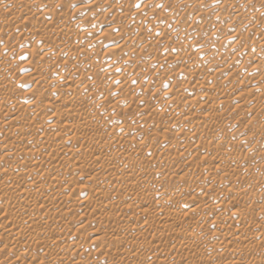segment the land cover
Wrapping results in <instances>:
<instances>
[{
  "label": "rangeland",
  "instance_id": "obj_1",
  "mask_svg": "<svg viewBox=\"0 0 264 264\" xmlns=\"http://www.w3.org/2000/svg\"><path fill=\"white\" fill-rule=\"evenodd\" d=\"M13 1L15 4H24L29 7L34 16L30 13L20 14V12L9 14V9L3 7L6 2L13 4ZM150 3L153 6L155 3L156 5L152 7ZM0 4V27H5L0 29V52L9 58L8 65L0 72V87L10 84L7 92L0 95V111H5L13 104L20 103L21 108L25 106L22 109L14 107L13 113L0 116V153L1 151L3 153L0 154V170H3L2 172L5 173L3 175L6 176L0 179V192H2L0 211L3 212H0V225L3 223L2 218L7 221L11 219L9 216L14 217L18 214L25 196L27 198H24V202L30 201L28 199H36L39 201L37 202L39 206L41 204L49 206L47 218L53 217V207L54 210H58L56 207L61 209V206H64L62 209L68 212L57 226L39 229L35 235L34 233L33 235L25 234L16 240V243L13 241L8 243L9 239H6L9 238L8 232L5 234L1 225L0 264H36L32 263L33 261L37 264H58L53 263L54 260H60V264H220V262L223 264L228 260L231 264L239 261L235 262L234 259H238L240 255L243 256L242 259L239 258L242 264L264 263V59H262L264 58V37H261L264 35V0H3ZM140 6H146L148 11L139 14ZM134 14L137 17L133 16ZM251 14H255L254 18ZM28 18H31L30 22ZM133 19H137L135 24H131ZM71 21L77 24V30L66 38L67 40L55 33L44 40L43 37L48 29H53L47 32L49 34L56 30V26L65 27L72 23ZM193 29L199 32L201 39L190 33ZM65 40L68 44L64 51L57 50L50 53L53 54L52 56L45 54V47L58 45ZM188 41L194 44V47L186 46ZM15 43H19L18 49ZM251 53H254L253 58H249L252 56ZM162 60L166 62L163 63ZM258 67H260L259 70ZM112 68L117 70L115 77L112 72H109ZM105 72L110 73L106 81L95 78V76L100 78L106 75ZM28 75L36 78H27ZM37 78H41V81H36ZM60 78L63 81L59 80ZM66 79L67 82H65ZM119 86H123L122 90L124 89L120 93L122 96L117 90ZM243 87L249 89L244 90ZM250 88V93L254 94L246 93ZM21 89H24L27 95L20 93ZM169 92L172 94L170 95ZM88 93L90 95L94 93V95L90 97ZM244 95L252 96L247 99ZM59 98L61 100L65 98V102L61 103ZM114 98L116 101L119 100L117 107L107 108ZM221 98H224L223 103ZM229 98L230 101L226 102ZM47 101L52 103L49 106L52 110L47 107ZM94 111H96L95 117L93 114L91 116ZM87 112L89 115L86 114ZM99 113L101 114L98 116ZM96 118H98L97 121ZM57 121L60 129L57 127ZM72 122L73 124L78 122L77 126L81 124L83 127L68 128ZM52 123L57 124V130L49 133ZM67 123L68 125L70 123V126H67ZM138 125H142L141 128ZM59 130L63 133L58 136L56 134L60 133ZM51 134L54 135L51 136ZM126 134L129 138H133L132 141L131 138L129 141L125 140L128 139ZM42 135L43 137L46 135L47 138H42ZM202 135L209 140V143L207 142L209 145L206 144L203 147L205 150L196 145L198 138ZM123 140H125V147L122 145ZM126 142L129 144L131 142L130 148ZM56 145L60 148L59 153ZM67 146L69 149L72 148L71 151L67 154L61 152ZM132 147L137 149L133 151ZM118 152L121 154L119 155ZM72 153L74 154L71 155ZM100 154L101 157H98ZM112 154H116V157L114 155L115 158H113ZM89 156L94 160H88ZM104 156L106 159L110 158L107 159L108 161L113 159L111 163L110 161L108 163ZM34 160L35 163L38 160V164H35ZM101 160H104L101 162L102 165L95 162ZM104 163H106L105 166ZM54 164L60 165L59 167L55 165L54 170L57 169L56 171L59 170L67 176L53 175L49 170L53 169L51 165ZM85 164L86 166L81 168ZM111 164L117 166H110ZM28 165L29 167L36 165V169L35 167H33L34 170L29 169ZM101 167L107 169H100ZM119 167L124 169L121 168L122 170L119 171ZM48 168L51 169L47 170ZM106 172H109V175ZM121 172L124 177L122 181ZM92 174L98 175L97 178H94ZM99 174L102 176L100 183L97 181L100 179ZM114 175L120 177V180L118 178L117 180ZM105 176L108 177L104 178ZM143 176L145 180L147 178L146 181L143 180ZM221 176L227 178L223 177V180ZM110 177L112 180L109 179ZM92 180H96L97 182L94 181L96 184H93ZM5 181L8 182L9 188L6 187ZM133 183L138 186L134 187ZM131 186L134 190L130 189ZM26 188L28 193L24 194ZM59 188L63 189L62 194L66 195H60L61 197L57 198L53 193ZM21 189L24 190L23 193ZM107 193L112 195L108 194L107 196L110 197L106 198ZM19 194H23L24 197L17 196ZM14 195L17 197L15 198ZM85 197H90L89 199L93 197L89 207H79L77 203L75 207L72 206L73 201ZM232 197L240 202L232 204ZM229 198H232L231 201ZM206 202L208 204L211 202L210 204H214L217 209L223 208V211L219 209L218 212L214 211L215 213L202 212ZM229 202L232 206L228 204ZM9 205L12 206L9 208ZM97 207L102 208L98 210ZM7 208L9 211L5 210ZM29 213L28 210L23 212L24 220L18 223L17 229L28 230L25 220ZM240 220L243 222L241 223ZM84 221L89 224L81 229L80 226L84 224ZM225 226L230 229L228 232H223L227 230ZM76 227H79L77 232L74 231ZM168 227L171 231L167 229ZM240 228L246 232H242ZM261 230H263V236ZM250 231L252 235L257 233L254 234L256 237L251 236ZM193 232H196L195 236ZM97 235L100 237L99 242ZM259 236L263 237L260 241H263L262 244L258 243ZM253 239L258 240L255 244L259 246L252 245ZM53 241L58 242L62 247L56 246V242L53 243ZM236 242L237 246L234 244ZM245 243H248L252 250ZM241 244L249 247L247 249L244 246L247 250L245 253H249L248 255L241 251L242 248L239 250ZM226 245L229 246L230 251L225 249ZM131 248L135 255L133 251L130 252ZM249 250L253 254L248 252ZM169 251L180 255L171 259L166 256L164 259ZM212 251L218 252L214 254ZM20 252L25 253L21 256ZM152 252L155 255L158 254L157 261L155 259L149 261L145 258ZM115 254L119 256L112 261L111 258L115 257Z\"/></svg>",
  "mask_w": 264,
  "mask_h": 264
},
{
  "label": "bare ground",
  "instance_id": "obj_2",
  "mask_svg": "<svg viewBox=\"0 0 264 264\" xmlns=\"http://www.w3.org/2000/svg\"><path fill=\"white\" fill-rule=\"evenodd\" d=\"M2 1H3V0H0L1 3H2ZM10 1H11V0H10ZM23 1H24V0H23ZM64 1H65V0H64ZM68 1H69V0H68ZM82 1H83V0H82ZM121 1H122V0H121ZM39 2H40V1H39ZM41 2H42V1H41ZM85 2H86V1H85ZM152 2H153V1H152ZM200 2H201V1H200ZM173 3H174V2H173ZM186 3H187V2H186ZM3 4H4V3H3ZM58 4H59V3H58ZM61 4H62V3H61ZM150 4H151V3H150ZM0 5H1V4H0ZM12 5H13V6H12ZM122 5H123V3H122ZM145 5H146V4H145ZM148 5H149V4H148ZM151 5H152V4H151ZM155 5H156V3H155ZM155 5H154V6H155ZM81 6H82V5H81ZM81 6H80V7H81ZM154 6L152 5V7H154ZM2 7H3V6H2ZM2 7H1V8H2ZM65 7H66V6H65ZM140 7H141V6H140ZM140 7H139V8H140ZM3 8H5V9L8 8V9H9L8 11L10 12L9 14H11V13H16V12H20V14H21V13H30V14H32V15L34 14L33 11H30L29 7H27L26 5H24V4L19 5V4H17V3L15 4L14 1H13V4H12V3H7V2H6V4H4V7H3ZM3 8H2V9H3ZM150 8H151V7H150ZM2 9H1V10H2ZM56 9H58V8H56ZM78 9H79V8H78ZM121 9H122V8H121ZM151 9H152V8H151ZM151 9H150V10H151ZM170 9H171V8H170ZM176 9H177V8H176ZM128 10H129V9H128ZM152 10H153V9H152ZM177 10H178V9H177ZM35 11H36V10H35ZM55 11H56V10H55ZM94 11H95V10H94ZM110 11H112V10H110ZM122 11H123V10H122ZM137 11H138V10H137ZM146 11H148L147 8H146V6H145V7L143 6V7H141V9H140V13H139V14L145 13ZM4 12H5V10H4ZM127 12H128V11H127ZM172 12H173V11H172ZM168 13H169V12H168ZM200 13H201V12H200ZM200 13H199V14H200ZM49 14H50V13H49ZM104 14H105V13H104ZM123 14H124V12H123ZM139 14H138V15H139ZM171 14H172V13H171ZM199 14H198V15H199ZM201 14H203V13H201ZM245 14H246V13H245ZM14 15L16 16V14H14ZM26 15H27V14H26ZM65 15H66V14H65ZM109 15H110V13H109ZM145 15H146V14H145ZM21 16H22V15H21ZM27 16H28V15H27ZM33 16H34V15H33ZM60 16H61V15H60ZM66 16H67V15H66ZM102 16H103V15H102ZM104 16H105V15H104ZM117 16H118V15H117ZM133 16H135V14H134ZM143 16H144V15H143ZM251 16L254 18L255 14H251ZM49 17H50V16H49ZM76 17H77V16H76ZM110 17H111V15H110ZM135 17H137V16H135ZM159 17H160V16H159ZM165 17H166V16H165ZM248 17H249V16H248ZM12 18H13V16H12ZM42 18H43V17H42ZM44 18H45V17H44ZM57 18H58V17H57ZM108 18H109V17H108ZM250 18H251V17H250ZM253 18H251V19H253ZM21 19H22V18H21ZM28 19H29V18H28ZM30 19H31V18H30ZM30 19H29V22H30ZM33 19H34V18H33ZM59 19H60V18H59ZM155 19H156V18H155ZM197 19L199 20V18H197ZM26 20H27V19H26ZM37 20H38V19H37ZM99 20H100V19H99ZM99 20H98V21H99ZM130 20H131V19H130ZM149 20H150V19H149ZM16 21H17V20H16ZM68 21H69V20H68ZM89 21H91V20H89ZM100 21H101V20H100ZM128 21H129V20H128ZM252 21H253V20H252ZM52 22H53V20H52ZM62 22H63V21H62ZM71 22H72V21H71ZM111 22H112V21H111ZM111 22H110V23H111ZM130 22H131V21H130ZM136 22H137V19H133L132 22H131V24H132V23L135 24ZM11 23H12V22H11ZM59 23H60V22H59ZM66 23H67V22H66ZM149 23H150V22H149ZM157 23H158V21H157ZM42 24H43V23H42ZM63 24H64V23H63ZM78 24H79V23H78ZM90 24H91V23H90ZM129 24H130V23H129ZM152 25H154V24H152ZM197 25H198V24H197ZM6 26H7V25H6ZM54 26H55V25H54ZM90 26H91V25H90ZM133 26H134V25H133ZM140 26H141V25H140ZM40 27H41V26H40ZM86 27H87V26H86ZM109 27H110V26H109ZM123 27H124V26H123ZM136 27H137V26H136ZM151 27H153V26H151ZM2 28H5V27H0V29H2ZM76 28H77V24H75V23H73V22L70 23L69 25H66L65 27H63V25H62V26L59 25V26H56V27H55L56 30H54V31L51 32V33L49 32V34H48L47 32L50 31L51 29H48V31H46V35H45V37H43V38H44V40H45L47 37H49V36L51 37V35H53V33H55V34H57V35H58V34H59V35H62V37H65V38H63V39H66V38L70 37V35L73 34V32H74L75 30H77ZM137 28H138V27H137ZM139 28H140V27H139ZM220 28H221V27H220ZM34 29H35V28H34ZM45 29H46V28H45ZM113 29H114V28H113ZM141 29H142V28H141ZM159 29H160V28H159ZM168 29H170V28H168ZM52 30H53V29H52ZM52 30H51V31H52ZM44 31H45V30H44ZM129 31H130V30H129ZM218 31H219V30H218ZM253 31H254V30H253ZM6 32H8V31H6ZM15 32H16V31H15ZM35 32H36V31H35ZM82 32H83V31H82ZM186 32H187V31H186ZM9 33H10V32H9ZM141 33H142V32H141ZM190 33H191V34H194V35H195L196 37H198L199 39L202 38V36L199 34V32H197V30H194V29H193V30L190 31ZM257 33H258V32H257ZM25 34H26V33H25ZM111 34H112V33H111ZM135 34H136V33H135ZM250 34H251V33H250ZM250 34H248V35H250ZM3 35H4V34H3ZM21 35H22V34H21ZM34 35H35V33H34ZM39 35H40V34H39ZM86 35H87V34H86ZM101 35H102V34H101ZM105 35H106V34H105ZM165 35H166V34H165ZM16 36H17V35H16ZM110 37H111V36H110ZM139 37H140V36H139ZM149 37H150V35H149ZM164 37H165V36H164ZM261 37H264V35L261 36ZM261 37H260V38H261ZM32 38H33V37H32ZM38 38H39V37H38ZM165 38H166V37H165ZM28 39H29V38H28ZM30 39H31V37H30ZM33 39H34V38H33ZM51 39H52V38H51ZM55 39H56V38H55ZM80 39H81V38H80ZM114 39H115V38H114ZM249 39H250V38H249ZM38 40H39V39H38ZM41 40H42V38H41ZM52 40H53V39H52ZM66 40H67V39H66ZM66 40H65L64 42H61V43L58 44V45H57V44H55V45H53V46H52V45H51V46L48 45V47H45V48H44V50L46 51L45 54L51 55L50 53H53V52H55V51H57V50L64 51L63 49H64V48L66 49V46H67V44H68ZM68 40H69V39H68ZM197 40H198V39H196V41H197ZM227 40H228V39H227ZM251 40H252V39H251ZM62 41H63V40H62ZM94 41H95V40H94ZM113 41H114V40H113ZM199 41H200V40H199ZM199 41H198V42H199ZM21 42H22V41H21ZM38 42H39V41H38ZM44 42H46V41H44ZM47 42H48V40H47ZM54 42H55V41H54ZM200 42H201V41H200ZM50 43H51V42H50ZM50 43H49V44H50ZM93 43H94V42H93ZM93 43H92V44H93ZM185 43H186V42H185ZM188 43H191V42L188 41V42H187V45L185 44V45L188 46V47H192V46L194 45V44H192V43H191V44H188ZM15 44H16V43H15ZM18 44H19V43H18ZM18 44H16V48H17ZM51 44H52V43H51ZM123 44H124V43H123ZM199 44H200V43H199ZM22 45H23V44H22ZM90 45H91V44H90ZM121 45H122V44H121ZM195 45H196V44H195ZM45 46H46V45H45ZM93 46H94V45H93ZM20 47H21V46H20ZM124 47H125V46H124ZM126 47H127V46H126ZM129 47H130V46H129ZM193 47H194V46H193ZM13 48H14V47H13ZM67 48H68V47H67ZM17 49H18V48H17ZM68 49H69V48H68ZM73 49H74V48H73ZM121 49H122V47H121ZM187 49H188V48H187ZM190 49H191V48H190ZM259 49H260V48H259ZM112 50H114V49H112ZM65 51H66V50H65ZM59 52H60V51H59ZM114 52H115V51H114ZM254 52H255V51H254ZM57 53H58V52H57ZM256 53H257V52H256ZM260 53H261V52H260ZM78 54H79V53H78ZM116 54H118V53H116ZM251 54H252V53H251ZM253 54H254V53H253ZM253 54H252V56H250L249 58H251V57L253 58ZM262 54H263V53H262ZM7 55L9 56V54H7ZM52 55H53V54H52ZM52 55H51V56H52ZM54 55H55V54H54ZM158 55H159V54H158ZM256 55H257V54H256ZM165 56H166V55H165ZM167 56H168V55H167ZM258 56H259V55H258ZM11 57H13V56H11ZM78 57H79V56H78ZM109 57H110V56H109ZM247 57H248V56H247ZM255 57H256V56H254V58H255ZM261 57H262V56H261ZM165 58H166V57H165ZM171 58H172V57H171ZM219 58H220V57H219ZM60 59H61V58H60ZM122 59H123V58H122ZM161 59H162V58H161ZM213 59H214V57H213ZM247 59H248V58H247ZM256 59H257V57H256ZM258 59H259V57H258ZM262 59H264V58H262ZM56 60H57V59H56ZM123 60H124V59H123ZM123 60H122V61H123ZM166 60H167V59H166ZM166 60H162V62L165 63ZM220 60H221V59H220ZM260 60H261V59H260ZM260 60H259V61H260ZM249 61H251V59H250ZM255 61H256V60H255ZM109 62H110V61H109ZM8 63H9V58L6 57L5 54H3L2 52H0V72H2V71H1L2 68L5 67V66H7ZM104 64H105V63H104ZM187 64H188V63H187ZM120 65H121V64H120ZM158 65H159V64H158ZM254 65H255V64H254ZM234 66H235V64H234ZM181 67H182V66H181ZM187 67H188V66H187ZM232 67H233V66H232ZM232 67H231V68H232ZM235 67H236V66H235ZM255 67H256V66H255ZM110 68H111V67H110ZM193 68H194V67H193ZM259 68H260V67H258V70H259ZM48 69H49V68H48ZM189 69H190V68H189ZM108 70H109V69H108ZM108 70H107V71H108ZM49 71H50V70H49ZM105 71H106V70H105ZM45 72H46V71H45ZM109 72H112V73H113V76H114V75H116L117 70L114 69V68H112L111 70H109ZM114 72H115V73H114ZM122 72H123V71H122ZM241 72H242V70H241ZM53 73H54V72H53ZM105 73H106V75H102L100 78H98L99 76H95V78L99 79V81H102V80L106 81V79L109 78V77H107V76H108V74H110V73H108V74H107V72H105ZM144 73H145V72H144ZM262 73H263V72H262ZM47 74H48V73H47ZM51 74H52V73H51ZM55 74H56V73H55ZM98 74H99V73H98ZM147 74H148V73H147ZM57 75H58V74H57ZM59 75L61 76V73H60ZM127 75H128V74H127ZM144 75H146V74H144ZM33 76H34V75H33ZM81 76H82V75H81ZM125 76H126V75H125ZM55 77H56V76H55ZM93 77H94V76H93ZM114 77H115V76H114ZM120 77H121V76H120ZM258 77L260 78V76H258ZM27 78H31V79H33V78H36V77H32L31 75H28ZM57 78H59V77H57ZM57 78H56V79H57ZM95 78H93V80H94ZM259 78H257V79H259ZM263 78H264V77H263ZM25 79H26V78H25ZM25 79H24V80H25ZM37 79H38V78H37ZM37 79H36V81H41V78H39L38 80H37ZM64 79H65V78H64ZM115 79H116V78H115ZM117 79H118V77H117ZM59 80H62V81H63V79H61V78H60ZM88 80H90V79H88ZM122 80H123V79H122ZM253 80H254V79H253ZM261 80H262V79H261ZM261 80H260L259 82H261ZM97 81H98V80H97ZM108 81H109V80H108ZM111 81H112V80H111ZM115 81H116V80H114V82H115ZM123 81H124V80H123ZM128 81H129V80H128ZM65 82H67V79H66ZM81 82H82V81H81ZM256 82H257V81H256ZM259 82H257V83H259ZM6 83H7V81H6ZM8 83H10V82H8ZM12 83H13V82H12ZM85 83H86V82H85ZM110 83H111V82H110ZM249 83H250V82H249ZM251 83H252V82H251ZM251 83H250V84H251ZM257 83H256V84H257ZM86 84H87V83H86ZM95 84H96V83H95ZM261 84H262V83H261ZM261 84H260V85H261ZM2 85H3V84H2ZM87 85H88V84H87ZM101 85H102V84H101ZM9 86H10V84H9ZM9 86H8V84H7V85H4V86H1V87H0V95L5 94V92H7V90L9 89ZM96 86H97V85H96ZM109 86H110V85H109ZM123 86H124V85H123ZM123 86H122V87H123ZM163 86H164V85H163ZM248 86H249V85H248ZM256 86H257V85H256ZM256 86H255V88H256ZM111 87H112V86H111ZM122 87L119 86L118 89H117L118 92H119V94H120L121 92H123V90H124V89L122 90ZM250 87H252V86H250ZM257 87H258V86H257ZM176 88H177V87H176ZM203 88H204V87H203ZM209 88H210V87H209ZM243 88H244V90L247 89V88H245V87H243ZM255 88H253V90H254ZM11 89H12V88H11ZM59 89H60V88H59ZM90 89H91V88H90ZM248 89H249V88H248ZM248 89H247V90H248ZM77 90H78V89H77ZM204 90H205V89H204ZM253 90H252V91H253ZM255 90H256V89H255ZM21 91H22V92H20V93L26 94V92H25L24 89H21ZM98 91H99V90H98ZM100 91H101V89H100ZM108 91H109V90H108ZM168 91H170V90H168ZM177 91H178V89H177ZM250 91H251V88H250L249 91H246V93H247V92L250 93ZM77 92H78V91H77ZM114 92H115V91H114ZM170 92H171V91H170ZM170 92H169V93H170ZM240 92H241V91H240ZM244 92H245V91H244ZM116 93H117V91H116ZM124 93H125V92H124ZM124 93H123V94H124ZM206 93H208V91H207ZM252 93H253V92H252ZM252 93H250V94H252ZM6 94H7V93H6ZM88 94H89V93H88ZM92 94L94 95V93H92ZM92 94H91V95H92ZM117 94H118V93H117ZM171 94H172V93H170V95H171ZM243 94H245V93H243ZM243 94H242V95H243ZM250 94H249V95H250ZM253 94H254V93H253ZM26 95H27V94H26ZM89 95H90V94H89ZM91 95H90V97H91ZM95 95H96V94H95ZM124 95H125V94H124ZM246 95H247V94H246ZM74 96H75V94H74ZM97 96H98V95H97ZM97 96H96V97H97ZM114 96H116V95H114ZM120 96H122V95L120 94ZM173 96H174V95H173ZM173 96H172V97H173ZM209 96H210V95H209ZM209 96H208V97H209ZM223 96H224V95H223ZM251 96H252V95H251ZM251 96L245 97V95H244V97L247 98V99H248L249 97H251ZM0 97H1V96H0ZM94 97H95V96H94ZM116 97H118V96H116ZM144 97H146V96H144ZM236 97H237V96H235V98H236ZM66 98H67V97H66ZM69 98H70V96H69ZM92 98H93V97H92ZM119 98H120V97H119ZM119 98H118V99H119ZM184 98H185V97H184ZM224 98L226 99V97H224ZM224 98H223V99H224ZM231 98H232V97H231ZM240 98H241V97H240ZM242 98H243V97H242ZM59 99H60V102H61V103H64V102H65V98H64V99L62 98L63 100H61V98H59ZM71 99H72V98H71ZM96 99H97V98H96ZM121 99H122V98H121ZM208 99H209V98H208ZM208 99H207V100H208ZM221 99H222V98H221ZM223 99L221 100V102L224 101ZM232 99H233V98H232ZM247 99H246V102H247ZM250 99H251V98H250ZM67 100H68V99H67ZM67 100H66V101H67ZM69 100H70V99H69ZM69 100H68V101H69ZM93 100H94V99H93ZM238 100H239V99H238ZM70 101H71V100H70ZM101 101H102V100H101ZM117 101H118V104H119V100H117ZM117 101H116V99L114 98V101H113L112 103H109V102H108L109 104H108V105L106 104V105H107V108H109V109H114V108H116V107H117L116 105H118V104H117ZM121 101H122V100H121ZM174 101H175V100H174ZM229 101H230V98H229V100L226 101V102H229ZM244 101H245V100H244ZM261 101H262V100H261ZM261 101H260V102H261ZM16 102H17V101H16ZM16 102H15V103H16ZM99 102H100V101H99ZM99 102H98V103H99ZM114 102H116V104H115ZM187 102H188V101H187ZM221 102H220V103H221ZM226 102H224V103L226 104ZM238 102H239V101H238ZM242 102H243V100H242ZM46 103L48 104L47 107H49L50 105H52V103L50 104L49 101H47ZM68 103H70V102H68ZM73 103H74V102H73ZM83 103H84V102H83ZM83 103H82V104H83ZM100 103H101V102H100ZM103 103H105V102H103ZM184 103H185V102H184ZM192 103H193V102H192ZM194 103H195V102H194ZM222 103H223V102H222ZM231 103H232V102H231ZM231 103H230V104H231ZM234 103H235V102H234ZM234 103H232V104H234ZM240 103H241V101H240ZM240 103H239V106H241ZM142 104H143V103H142ZM147 104H148V103H147ZM190 104H191V103H190ZM225 104H223V105H225ZM236 104H237V103H236ZM236 104H235V106L238 105V104H237V105H236ZM254 104H255V103H254ZM33 105H34V104H33ZM54 105H55V104H54ZM74 105H75V104H74ZM79 105H80V104H79ZM79 105H78V106H79ZM83 105H84V104H83ZM96 105H98V104H96ZM101 105H102V104H101ZM122 105H123V104H122ZM140 105H141V104H140ZM204 105H205V104H204ZM242 105H243V104H242ZM244 105H245V104H244ZM257 105H258V104H257ZM21 106H22V105H21L20 103H18V104H13L11 107H8V106H7L8 108H6V109H5V107H4L5 111H0V112H1V113H0V116H1V115H4L5 113H13L12 109H14V107L20 109ZM31 106H32V105H31ZM65 106H66V105H65ZM70 106H71V105H70ZM78 106H77V107H78ZM98 106H99V105H98ZM103 106H104V104H103ZM103 106H102V107H103ZM205 106H206V105H205ZM212 106H213V105H212ZM212 106H210V108H211ZM246 106H247V105H246ZM254 106H255V105H254ZM24 107H25V106H24ZM24 107H22V108H24ZM29 107H30V105H29ZM29 107H28V108H29ZM75 107H76V106H75ZM79 107H80V106H79ZM82 107H83V106H82ZM105 107H106V106H105ZM127 107H128V106H127ZM129 107H130V106H129ZM136 107H137V106H136ZM148 107H149V106H148ZM243 107H244V106H243ZM2 108H3V107H2ZM22 108H21V109H22ZM38 108H39V107H38ZM49 108H50V107H49ZM66 108H67V107H66ZM84 108H85V107H84ZM107 108H106V110H107ZM246 108H247V107H246ZM255 108H256V107H255ZM25 109H26V108H25ZM30 109H31V108H30ZM50 109H51V108H50ZM73 109H74V108H73ZM85 109H86V108H85ZM103 109H104V107H103ZM109 109H108V112H109ZM132 109H133V108H132ZM151 109H152V108H151ZM253 109H254V107H253ZM253 109H252V110H253ZM48 110H49V109H48ZM51 110H52V109H51ZM104 110H105V109H104ZM129 110H131V109L129 108ZM155 110H156V109H155ZM102 111H103V110H102ZM136 111H137V110H136ZM242 111H243V110H242ZM254 111H255V109H254ZM15 112H16V111H15ZM29 112H31V111H29ZM37 112H38V114L40 113L39 111H37ZM44 112H45V111H44ZM47 112H49V111H47ZM47 112H46V113H47ZM51 112H52V111H51ZM72 112H73V111H72ZM95 112H96V111H94L93 113L90 112V113H91V116H92V114L94 115ZM98 112H99V111H98ZM115 112H116V111H115ZM131 112H132V110H131ZM131 112H130V113H131ZM151 112H152V111H151ZM154 112H155V111H154ZM259 112H260V111H259ZM16 113H17V112H16ZM35 113H36V112H35ZM88 113H89V112H87L86 114L89 115ZM111 113H112V111H111ZM152 113H153V112H152ZM206 113H208V112H206ZM48 114H49V113H48ZM73 114H74V113H73ZM100 114H101V113H99V114H97V115L99 116ZM209 114H210V113H209ZM257 114H258V113H257ZM39 115H40V114H39ZM119 115H120V114H119ZM132 115H133V114H132ZM181 115H183L182 112H181ZM206 115H207V114H206ZM206 115H205V116H206ZM210 115H211V114H210ZM244 115H245V114H244ZM259 115H260V114H259ZM35 116H36V115H35ZM37 116H38V115H37ZM41 116H42V115H41ZM174 116H175V115H174ZM262 116H263V115H262ZM14 117H15V116H13V118H14ZM52 117H53V116H52ZM84 117H85V116H84ZM94 117H95V115H94ZM94 117H93V118H94ZM122 117H123V116H122ZM141 117H142V115H141ZM208 117H209V116H208ZM211 117H212V115H211ZM15 118H16V117H15ZM89 118H90V117H89ZM89 118H88V119H89ZM107 118H108V117H107ZM132 118H133V117H132ZM132 118H130V119H132ZM189 118H190V117H189ZM31 119H32V118H31ZM88 119H87V120H88ZM91 119H92V118H91ZM97 119H98V118H96V121H97ZM99 119H100V117H99ZM104 119H105V118H104ZM123 119H124V118H123ZM125 119L127 120V118H125ZM134 119H135V118H134ZM158 119H159V118H158ZM175 119H176V118H175ZM205 119H206V118H205ZM207 119H208V118H207ZM209 119H210V117H209ZM255 119H256V118H255ZM263 119H264V118H263ZM78 120H79V119H78ZM224 120H225V119H224ZM261 120H262V119H261ZM30 121H31V120H30ZM74 121H75V120H74ZM96 121H95V122H96ZM127 121H128V120H127ZM130 121H131V120H130ZM139 121H140V120H139ZM139 121H138V122H139ZM156 121H157V120H156ZM176 121H177V120H176ZM217 121H218V120H217ZM242 121H243V120H242ZM262 121H263V120H262ZM83 122H84V121H83ZM86 122H87V121H85V123H86ZM91 122H93V121L91 120ZM120 122H121V121H120ZM124 122H125V120H124ZM131 122H132V121H131ZM133 122H134V121H133ZM45 123H46V122H45ZM56 123L58 124L59 122L57 121ZM73 123H74V122H72L71 126H70V123H69V125H68V123H67V126H70V127H68V128H71V127L73 128L74 126H77V124H78V122H77V124L75 123L76 125L73 124ZM80 123H81V122H80ZM117 123H118V122H117ZM159 123H160V122H159ZM252 123H253V122H252ZM53 124H54V126H53ZM57 124L55 125V123H52V126L49 127V129H51V132H49V133H52V132L54 133L55 129L57 130V128H56ZM88 124H90V122H89ZM92 124H93V123H92ZM92 124H91V125H92ZM94 124H95V123H94ZM101 124H102V123H101ZM124 124H125V123H124ZM141 124L144 125L145 123H141ZM160 124H161V123H160ZM259 124H260V123H259ZM50 125H51V124H50ZM50 125H49V126H50ZM86 125H87V124H86ZM99 125H100V124H99ZM118 125H119V124H118ZM120 125H121V124H120ZM127 125H128V124H127ZM133 125H135V124H133ZM142 125H141V126H142ZM156 125H157V124H156ZM236 125H237V124H236ZM5 126H6V125H5ZM80 126H81V124H80ZM80 126H77V127H80ZM138 126H140V125H138ZM141 126H140V128H141ZM239 126H240V125H239ZM258 126H259V125H258ZM57 127L59 128V124H58ZM81 127H83V126H81ZM87 127H88V126H87ZM93 127H95V126H93ZM97 127H98V126H97ZM127 127H128V126H127ZM130 127H131V126H130ZM130 127H129V128H130ZM136 127H137V126H136ZM136 127H135V128H136ZM143 127H144V126H143ZM153 127H154V126H153ZM244 127H245V126H244ZM259 127H260V126H259ZM259 127H258V128H259ZM0 128H1V127H0ZM64 128H67V127L64 126ZM68 128H67V129H68ZM74 128H76V127H74ZM85 128H86V127H85ZM108 128H109V127H108ZM133 128H134V126H133ZM138 128H139V127H138ZM144 128H145V127H144ZM220 128H221V127H220ZM229 128H230V127H229ZM256 128H257V127H256ZM9 129H10V128H9ZM49 129H48V130H49ZM59 129H60V128H59ZM61 129H62V128H61ZM76 129H77V128H76ZM88 129H89V128H88ZM155 129H156V128H155ZM231 129H232V128H231ZM18 130H19V129H18ZM62 130H63V129H62ZM62 130H59L60 133H57L56 135L59 136V134H62V133H63ZM70 130L72 131V129H70ZM92 130H93V129H92ZM111 130H112V129H111ZM150 130H151V129H150ZM150 130H149V131H150ZM225 130H226V129H225ZM21 131H22V130H21ZM24 131H25V130H24ZM45 131H46V130H45ZM64 131H65V130H64ZM68 131H69V129H68ZM75 131H76V130H75ZM99 131H100V130H99ZM103 131H104V130H103ZM129 131H130V130H129ZM11 132H12V131H11ZM18 132H19V131H18ZM26 132H27V131H26ZM55 132H56V131H55ZM115 132H116V131H115ZM188 132H189V131H188ZM252 132H253V131H252ZM19 133H21V132H19ZM43 133H44V132H43ZM49 133H47V134L49 135ZM87 133H88V132H87ZM100 133H101V132H100ZM203 133H204V132H203ZM253 133H254V132H253ZM22 134H23V133H22ZM45 134H46V133H45ZM96 134H98V133L96 132ZM128 134H129V132H128ZM149 134H150V133H149ZM187 134H188V133H187ZM53 135H54V134H51V136H53ZM56 135H55V136H56ZM82 135H83V134H82ZM91 135H92V134H91ZM102 135H103V134H102ZM102 135H100V136H102ZM126 135H127V134H126ZM129 135H130V134H129ZM226 135H227V134H226ZM44 136L46 137V135H44ZM84 136H85V135H84ZM212 136H213V135H212ZM45 137H43V135H42V138H45ZM74 137H75V136H73V138H74ZM76 137H77V136H76ZM81 137H82V136H81ZM102 137H103V136H102ZM106 137H107V136H106ZM127 137H128V139H125V140H126V141H127V140L129 141V139H130L131 137L129 138L128 135H127ZM228 137H229V135H228ZM235 137H236V136H235ZM46 138H47V137H46ZM48 138H50V137L48 136ZM71 138H72V137H71ZM98 138H99V137H98ZM145 138H146V137H145ZM154 138H155V137H154ZM85 139H86V138H85ZM92 139H93V138H92ZM106 139H107V138H106ZM132 139H133V138H131L130 140L132 141ZM208 139H209V138H208ZM262 139H263V138H262ZM43 140H44V139H43ZM50 140H51V139H50ZM50 140H49V141H50ZM76 140H77V139H76ZM87 140L89 141V140H91V139H87ZM94 140H95V139H94ZM102 140H103V139H102ZM104 140H105V139H104ZM125 140H123V144H122L123 146H124V142H125ZM188 140H189V139H188ZM242 140H243V139H242ZM248 140H249V139H248ZM46 141H47V140H46ZM81 141L83 142V139H82ZM84 141H85V140H84ZM91 141H92V140H91ZM208 141H209V140H207V139L202 135V136H200V137L198 138V140H197V144H196V145H198V148H201V147L203 148L204 146H206V144L209 143ZM76 142H77V141H76ZM79 142H80V139H79L78 143H79ZM135 142H136V141H135ZM135 142H134V145H135ZM207 142H208V143H207ZM247 142H248V141H247ZM252 142H253V141H252ZM127 143H128V142H126V144H127ZM211 143H212V142H211ZM128 144H129V143H128ZM247 144H248V143H247ZM93 145H94V144H93ZM102 145H103V144H102ZM120 145H121V144H120ZM132 145H133V143H132ZM137 145H138V142H137L136 146H137ZM208 145H209V144H208ZM56 146H57V145H56ZM63 146H64V145H63ZM63 146H62V149H63ZM130 146H131V142H130V144H129V148H130ZM188 146H189V145H188ZM258 146H259V145H258ZM54 147H55V146H54ZM70 147H71V146H70ZM110 147H111V146H110ZM118 147H120V146L118 145ZM121 147H122V146H121ZM124 147H125V146H124ZM124 147H123V148H124ZM167 147H168V146H167ZM190 147H191V146H190ZM256 147H257V146H256ZM256 147H255V148H256ZM57 148H58V146H57ZM57 148H55V149L57 150ZM67 148H68V146H67ZM67 148H66L65 150H61V152L67 154V153H68L69 151H71V149H72V148H70V149H69V148L67 149ZM132 148H133V147H132ZM140 148H141V147H140ZM143 148H144V147H143ZM196 148H197V147H196ZM219 148H220V146H219ZM222 148H223V147H222ZM242 148H243V147H242ZM242 148H241V149H242ZM55 149H54V150H55ZM58 149H59V150H58V153H59V152H60V148H58ZM97 149H98V148H97ZM102 149H103V148H102ZM118 149H120V148H118ZM133 149H134L133 151H135V149H137V148H133ZM167 149H168V148H167ZM167 149H166V150H167ZM203 149H204V148H203ZM213 149H214V148H213ZM217 149H218V148H217ZM226 149H227V148H226ZM234 149H235V148H234ZM234 149H233V150H234ZM95 150H96V149H95ZM106 150H107V149H106ZM121 150L123 151V149H121ZM121 150H120V151H121ZM139 150H140V149H138V151H139ZM170 150H171V149H170ZM201 150H202V149H201ZM204 150H205V149H204ZM74 151H75V150H73V152H74ZM93 151H94V150H93ZM102 151H104V150H102ZM111 151H112V150H110V152H111ZM124 151H125V150H124ZM140 151H141V150H140ZM167 151H168V150H167ZM211 151H212V150H211ZM215 151H216V150H215ZM257 151H258V150H257ZM95 152H96V151H95ZM97 152H99V150H98ZM97 152H96V153H97ZM106 152H107V151H106ZM108 152H109V150H108ZM115 152H116V151H115ZM141 152H142V151H141ZM150 152H151V151H150ZM160 152H161V151H160ZM165 152H166V151H165ZM186 152H187V151H186ZM195 152H196V151H195ZM201 152H202V151H201ZM201 152H200V153H201ZM1 153H2V151H1ZM1 153H0V154H1ZM63 153H62V154H63ZM91 153H92V152H91ZM96 153H95V154H96ZM100 153H101V151H100ZM103 153L105 154V151H104ZM112 153H113V152H112ZM118 153H119V152H118ZM136 153H137V152H136ZM138 153H139V152H138ZM144 153H145V152H144ZM168 153H169V152H168ZM170 153H172V152H170ZM197 153H198V151H197ZM200 153H199V154H200ZM202 153H203V152H202ZM2 154H3V153H2ZM66 154H63V155H66ZM73 154H74V153H72L71 155H73ZM87 154H88V153H87ZM93 154H94V152H93ZM101 154H102V153H101ZM101 154H100V156H98L99 154H98L97 156H98V157H101ZM120 154H121V152L119 153V155H120ZM122 154H123V153H122ZM133 154H134V153H133ZM165 154H166V153H165ZM221 154H222V153H221ZM259 154H260V153H259ZM71 155H70V156H71ZM105 155H106V154H105ZM112 155H113V154H112ZM114 155H115V157H116V154H114ZM114 155H113V158H115ZM139 155H141V154H139ZM168 155H169V154H168ZM179 155H180V154H179ZM207 155H208V154H207ZM85 156H86V155H85ZM90 156H91V155H90ZM90 156H89V157H90ZM92 156H93V155H92ZM102 156H103V154H102ZM108 156H109V154H108ZM117 156H118V155H117ZM137 156H138V155H137ZM195 156H196V155H195ZM197 156H198V155H197ZM205 156H206V155H205ZM263 156H264V155H263ZM64 157H65V156H64ZM66 157H68V156H66ZM93 157H94V156H93ZM95 157H96V155H95ZM104 157H105V156H104ZM109 157H110V156H109ZM109 157H107V159H108ZM142 157H143V156H142ZM144 157H145V156H144ZM96 158H97V157H96ZM110 158H111V157H110ZM110 158H109V159H110ZM139 158H140V156H139ZM145 158H146V157H145ZM175 158H176V157H175ZM197 158H198V157H197ZM223 158H224V156H223ZM226 158H227V157H226ZM235 158H236V157H235ZM91 159H93V158L90 157V159H88V160L92 161ZM97 159H98V158H97ZM100 159H101V158H100ZM105 159H106V157H105ZM107 159H106V160H107ZM125 159H126V158H125ZM128 159H129V157H128ZM142 159H143V158H142ZM173 159H174V158H173ZM204 159H205V158H204ZM217 159H218V158H217ZM236 159H237V158H236ZM93 160H94V159H93ZM111 160H113V159H111ZM111 160H109L110 163H111ZM129 160H130V159H129ZM129 160H128V161H129ZM201 160H202V159H201ZM231 160H232V159H231ZM234 160H235V159H234ZM251 160H252V159H251ZM81 161H82V160H81ZM85 161H86V160H85ZM103 161H104V160H101L100 162H97V161H95V162H96V163H101V162H103ZM107 161H108V160H107ZM109 161H108V163H109ZM132 161H133V158H132ZM143 161H144V159H143ZM147 161H148V160H147ZM245 161H246V160H245ZM37 162H38V160L36 161V163H37ZM39 162H40V161H39ZM223 162H224V161H223ZM232 162H233V161H232ZM236 162H237V161H236ZM27 163H28V162H27ZM31 163H33V161H32ZM34 163H35V160H34ZM36 163H35V164H36ZM78 163H79V162H78ZM85 163H86V162H85ZM87 163H90V162H87ZM92 163H93V162H92ZM106 163H107V162H106ZM106 163H104V166H105ZM113 163H115V161H114ZM127 163H129V162H127ZM239 163H240V162H239ZM245 163H246V162H245ZM37 164H38V163H37ZM39 164H40V163H39ZM81 164H83V162H82ZM123 164H124V163H123ZM31 165H32V164H31ZM31 165H30V166H31ZM41 165H42V164H41ZM41 165H40V166H41ZM55 165H56V164L51 165V166H53V169H51V168H52V167H51V168H48L47 170L51 169V170H49V171H50L53 175L55 174L56 176H60V175L63 174V173L60 172L59 170L56 171L57 169L54 170V169H55V168H54ZM88 165H89V164H88ZM90 165H91V164H90ZM92 165H94V164H92ZM95 165H96V164H95ZM98 165H100V164H98ZM98 165H97V166H98ZM101 165H102V163H101ZM112 165L114 166L115 164H111L110 166H112ZM124 165H125V164H124ZM124 165H120V166H124ZM126 165H127V164H126ZM238 165H239V164H238ZM37 166H38V165H37ZM56 166L59 167L60 165H59V166L56 165ZM74 166H75V164H74ZM74 166H73V167H74ZM79 166H81V165H79ZM79 166H77V167H79ZM83 166H86V164H85V165H82L81 168H82ZM97 166H96V169L98 168ZM116 166H117V165H116ZM116 166H114V167H116ZM127 166H128V165H127ZM129 166H130V164H129ZM27 167H28L29 169H32L33 167H35V169H36V165H34L33 167H29V165H28ZM57 167H56V168H57ZM71 167H72V165H71ZM77 167H76V168H77ZM88 167H89V166H88ZM124 167H126V166H124ZM244 167H245V166H244ZM244 167H243V168H244ZM60 168H61V167H60ZM76 168H75V169H76ZM79 168H80V167H79ZM121 168H122V167H119L118 170L121 171L122 169H124V168H122V169H121ZM129 168H131V167H129ZM129 168H127V169L129 170ZM4 169H6V168H4ZM58 169H59V168H58ZM71 169L73 170V168H71ZM100 169L105 170V169H107V168L104 169V168L101 167ZM110 169H111V168H110ZM127 169H125V170L127 171ZM132 169H133V168H132ZM32 170H34V168H33ZM60 170H61V169H60ZM79 170H82V169H79ZM112 170H114V168H113ZM2 171H3V170H0V179L3 178V177L5 176V175H3L4 172H2ZM4 171L6 172L7 170H4ZM49 171H48V173H49ZM96 171H97V170H96ZM98 171H99V169H98ZM100 171H101V170H100ZM110 171H111V170H110ZM116 171H117V170H116ZM238 171H239V170H238ZM103 172H104V171H103ZM122 172L124 173L125 171L123 170ZM122 172H121V173H122ZM132 172H133V171H132ZM246 172H247V171H246ZM100 173L103 175L102 172H100ZM106 173H107V172H106ZM106 173H104V174L106 175ZM108 173H109V172H108ZM108 173H107V174H108ZM110 173H111V175H112V172H110ZM115 173H116V172H115ZM117 173H118V171H117ZM121 173H120V174H121ZM123 173H122V175H120L121 178L119 177V178L121 179V181H122V179L124 180V177H122V176H123ZM129 173H131V171H130ZM230 173H231V172H230ZM252 173H253V172H252ZM4 174H5V173H4ZM7 174H8V173H7ZM97 174H98V172H97ZM113 174H114V173H113ZM118 174H119V173H118ZM118 174H117V175H118ZM143 174H144V173H143ZM143 174H141V175H143ZM226 174H227V173H226ZM232 174H233V173H232ZM2 175H3V176H2ZM63 175H64V176H62V177L67 176V174H65V173H64ZM92 175L95 176L94 178H97V176H98V175L96 176L95 174H92ZM99 175H100V174H99ZM108 175H109V174H108ZM115 175H116V174H115ZM115 175H114V177H116ZM126 175H127V172H126ZM141 175H140V176H141ZM151 175H152V174H151ZM212 175H213V174H212ZM216 175H217V174H216ZM223 175H224V174H223ZM233 175H234V174H233ZM241 175H242V174H241ZM251 175H252V174H251ZM124 176H125V175H124ZM136 176H137V175H136ZM154 176H156V175H154ZM256 176H257V175H256ZM5 177H6V176H5ZM99 177H100V179H99V180L97 179V181L100 183V180L102 179V178H101L102 176L100 175ZM99 177H98V178H99ZM107 177H108V176H107ZM107 177L105 176L104 178H107ZM112 177H113V176H112ZM114 177H113V180L115 179ZM127 177H129V176H127ZM143 177H144V176H143ZM143 177H142V179H143ZM149 177H150V176H149ZM223 177H224V176H223ZM223 177L221 176L220 178H223ZM225 177H226V176H225ZM225 177H224V178H225ZM238 177H240V176H238ZM247 177H248V176H247ZM249 177H250V176H249ZM261 177H262V176H261ZM10 178H11V177H10ZM12 178H13V177H12ZM94 178H93V179H94ZM117 178H118V176L116 177V179H117ZM119 178H118V179H119ZM125 178H126V177H125ZM129 178H130V177H129ZM129 178H128V179H129ZM135 178H136V177H135ZM187 178H188V177H187ZM187 178H186V179H187ZM224 178H223V180H224ZM226 178H227V177H226ZM109 179H111V177H110ZM118 179H117V180H118ZM120 179H119V180H120ZM126 179H127V178H126ZM128 179H127V180H128ZM130 179H131V178H130ZM132 179H134V178H132ZM149 179H150V178H149ZM206 179H207V178H206ZM253 179H254V178H253ZM258 179H259V178H258ZM5 180H6V178H5ZM89 180H91V179L89 178ZM111 180H112V179H111ZM139 180H140V177H139ZM143 180H145V177H144ZM143 180H141V181H143ZM146 180H147V178H146ZM146 180H145V181H146ZM187 180H188V179H187ZM238 180H239V179H238ZM251 180H252V179H251ZM2 181H3V180H2ZM6 181H8V179H7ZM6 181H5V182H6ZM11 181H13V180H11ZM92 181H93V184H96L95 182H97L96 180H92ZM94 181H95V182H94ZM129 181H130V180H129ZM129 181H128V184L130 183ZM132 181H135V180H132ZM136 181H138V180H136ZM209 181H211V180H209ZM8 182H10V181H8ZM8 182H6V184H7ZM110 182H111V181H110ZM139 182H140V181H139ZM1 183H3V182H1ZM134 183H135V182H134ZM134 183H133V185H134ZM143 183H145V182H143ZM147 183H148V182H147ZM3 184H5V183H3ZM6 184H5V186H6ZM11 184H14V183H11ZM97 184H98V183H97ZM128 184H127V185H128ZM131 184H132V183H131ZM149 184H150V183H149ZM228 184H229V183H228ZM1 185H2V184H1ZM129 185H130V184H129ZM135 185L138 186V184H135ZM135 185H134V187H135ZM141 185H143L142 182H141ZM147 185H148V184H147ZM248 185H249V184H248ZM251 185H252V184H251ZM48 186H49V184H48ZM50 186H51V184H50ZM95 186H96V185H95ZM220 186H221V185H220ZM226 186H227V185H226ZM256 186H257V185H256ZM3 187H4V186H3ZM6 187H8V184H7ZM27 187H29V185H27ZM127 187H128V186H127ZM139 187H140V186H139ZM237 187H238V186H237ZM8 188H9V187H8ZM131 188H132V186L130 187V189H131ZM146 188H147V187H146ZM151 188H152V187H151ZM253 188H254V187H253ZM1 189H2V187H1ZM26 189H27V190H26V192H25L24 194H27V193H28V188H26ZM236 189H237V188H236ZM4 190H5V189H4ZM4 190H1V191H4ZM19 190H20V189H19ZM21 190H22V189H21ZM62 190H63V189H60V188H59V189H56V190L54 191V193H53V192H52V193H53V195H54L55 197L58 198L60 195L63 196V195L65 194V193L62 194V193H63ZM131 190H134V188L131 189ZM141 190H142V189H141ZM149 190H150V189H149ZM17 191H18V190H17ZM23 191H24V190H22V193H23ZM132 192H133V191H132ZM1 193H2V192H0V195L2 196ZM15 193H16V191H15ZM19 193H21V192L19 191ZM16 194H18V193H16ZM108 194H109V195H112V194H110V193H107V194H106V198H109V197H110V196H107ZM3 195H4V194H3ZM40 195H41V194H40ZM65 195H66V194H65ZM65 195H64V196H65ZM227 195H228V194H227ZM227 195H226V196H227ZM17 196H20V197H21V196H23V194H19V195H17ZM17 196H16V197H17ZM38 196H39V195H38ZM61 196H60V197H61ZM113 196H114V195H113ZM4 197H5V196H4ZM6 197H8V196H6ZM14 197H15V195H14ZM16 197H15V198H16ZM23 197H24V196H23ZM25 197L27 198V196H25ZM25 197H24V198H25ZM66 197H67V196H66ZM87 197H88V196H87ZM136 197H137V196H136ZM246 197H247V196H246ZM249 197H250V195H249ZM9 198H11L10 200H12V197H11V196H9ZM24 198L22 199L23 202L21 203V204H22V205H21L22 207H19V210H18V214H17V215H14V217H13V216H12V217L9 216L11 219L8 218L9 220H7V221L3 220L4 218H2V222H3V223L1 222V223H2V224H1V225H2V228L4 229L5 234H7L6 232H8V235H9V236H8L9 238H6V239H9V240H8V243H9V241H11V242L13 241V243H16V242H15L16 240H19L20 237H22V236H24L25 234H28V233H29L30 235H33V233H34V235H35V233H37V231H38L39 229L55 227V226H57V224L59 223V221H60L61 219L65 218V215H66V212H67V211L65 212V211L62 209L64 206H61V207H62L61 209H59L58 207H56L58 210H54V207L52 208V205H50L51 208L53 209V217H52V218H47V217H48L47 214L49 213V210H50V209H49V206L44 205V204H41V205L39 206L38 203H37V202H39V201H36L35 198H34L35 200L28 199V200H30V201H27V202L25 201V202H24ZM64 198H65V197H64ZM89 198H90V197H89ZM89 198H86V197H85V198L77 199V200H75V199L73 198V200H75V201H73V205H72L71 203H70V204H71L72 206H74V207L76 206V203H77V205H78L79 207H80V206H82V207H89V204L91 203L90 200H92L93 197H91L92 199H89ZM103 198H104V196H103ZM232 198L234 199V201H233ZM232 198H229V199H230L229 201H231V199H232V202H233L232 204H234V203H239V202H240V200L237 202V200H236L234 197H232ZM4 199H5V198H4ZM13 199H14V198H13ZM60 199H62V198H60ZM137 199H138V197H137ZM10 200H8V201H10ZM31 200H32V201H31ZM139 200H140V199H139ZM253 200H254V199H253ZM253 200H252V201H253ZM5 201H6V200H5ZM12 201H13V200H12ZM14 201H15V200H14ZM18 201H19V200H18ZM18 201H17V202H18ZM235 201H236V202H235ZM20 202H21V201H20ZM62 202H63V201H62ZM64 202H65V201H64ZM140 202H141V201H140ZM194 202H195V200H194ZM224 202H225V201H224ZM243 202H244V201H243ZM5 203H6V202H5ZM7 203H8V202H7ZM7 203H6V204H7ZM66 203H67V201H66ZM66 203H65V204H66ZM206 203H207V202H206ZM206 203H205V205H204L205 207H203V209H204L205 211L202 210V212H206V211H207V213H208V212H214V211L218 212V211H219L220 208L217 209V208L215 207L214 204H210L211 202H210L209 204H208V203L206 204ZM220 203H221V202H220ZM230 203H231V202H229L228 204H230ZM6 204H5V205H6ZM9 204H10V203H9ZM12 204H14V203H12ZM15 204H16V202H15ZM67 204H68V203H67ZM218 204H219V203H218ZM232 204H230V205L232 206ZM240 204H241V203H240ZM244 204H245V203H244ZM258 204H259V203H258ZM262 204H263V203H262ZM262 204H261V205H262ZM5 205H4V206H5ZM230 205H229V206H230ZM241 205H243V204H241ZM252 205H253V204H252ZM255 205H256V204H255ZM11 206H12V205H11ZM11 206L9 205V208H10ZM59 206H60V204H59ZM69 206H70V205H69ZM72 206H70V207H72ZM199 206H200V205H198V207H199ZM202 206H203V205H202ZM218 206H219V205H218ZM218 206H217V207H218ZM226 206H227V205H226ZM233 206H234V205H233ZM244 206H245V205H244ZM244 206H243V207H244ZM247 206H248V205H247ZM5 207H7V206H5ZM5 207H4V208H5ZM66 207H67V206H66ZM79 207H78V208H79ZM103 207H105V206H103ZM195 207H196V205H195ZM219 207H222V206L220 205ZM234 207H235V206H234ZM260 207L262 208V206H260ZM98 208H99V207H97V209H98ZM100 208H102V207H100ZM100 208H99V209H100ZM192 208H194V207L192 206ZM200 208H201V207H200ZM225 208H226V207H225ZM237 208H238V207H237ZM244 208H245V207H244ZM249 208H250V207H249ZM263 208H264V205H263ZM75 209H77V208H75ZM80 209H81V208H80ZM84 209H85V208H84ZM99 209H98V210H99ZM222 209H223V208H222ZM222 209H220V211H221ZM227 209H228V208H227ZM242 209H243V208H242ZM256 209H257V208H256ZM5 210L9 211L8 208L5 209ZM23 210H24V211L28 210V211L30 212L29 215L27 216V219L25 220V222L28 224V225H27V227H28V228H27V229H28L27 231H28V232H27V231H22V230H20V229H17V225H18V223H19L20 221L24 220V218L22 217V214H23V212H24ZM65 210H66V209H65ZM87 210H88V209H87ZM95 210H96V209H95ZM194 210H195V208H194ZM194 210H192V211L194 212ZM224 210H225V209H224ZM234 210H236V209H234ZM238 210H239V209H238ZM259 210H260V209H259ZM85 211H86V210H85ZM189 211H190V210H189ZM197 211H198V210H197ZM197 211H196V212H197ZM222 211H223V210H222ZM222 211H221V212H222ZM242 211H244V210H242ZM0 212H1V211H0ZM101 212H102V210H101ZM245 212H246V211H245ZM247 212H248V211H247ZM1 213H3V212H1ZM67 213H68V212H67ZM93 213H97V211H96V212L93 211ZM99 213H100V212H99ZM170 213H171V212H170ZM200 213H201V212H200ZM200 213H199V214H200ZM207 213H206V214H207ZM214 213H215V212H214ZM219 213H220V212H219ZM240 213H241V212H240ZM257 213H258V212H257ZM5 214H6V213H5ZM7 214H8V213H7ZM7 214H6V215H7ZM87 214H88V212H87ZM244 214H245V213H244ZM3 215H4V214H3ZM3 215H2V216H3ZM6 215H5V216H6ZM91 215H92V214H91ZM91 215H90V217H91ZM93 215H94V214H93ZM154 215H155V214H154ZM156 215H157V214H156ZM165 215H166V214H165ZM167 215H168V214H167ZM169 215H170V214H169ZM175 215H176V214H175ZM190 215H191V214H190ZM200 215H201V214H200ZM212 215H213V214H212ZM221 215H222V214H221ZM230 215H231V214H230ZM239 215H240V214H239ZM247 215H248V214H247ZM263 215H264V214H263ZM66 216H67V215H66ZM172 216H174V215H172ZM242 216H243V215H242ZM250 216H251V215H250ZM0 217H1V216H0ZM3 217H4V216H3ZM82 217H83V216H82ZM82 217H81V218H82ZM92 217H93V216H92ZM168 217H170V216H168ZM181 217H182V216H181ZM191 217H193V216H191ZM205 217H206V216H205ZM6 218H7V217H6ZM66 218H67V217H66ZM85 218H86V217H85ZM163 218H164V217H163ZM171 218H172V217H171ZM177 218H178V217H177ZM214 218H215V217H214ZM219 218H220V217H219ZM244 218H245V217H244ZM88 219H89V218H88ZM91 219H92V218H91ZM157 219H158V218H157ZM179 219H180V218H179ZM211 219H212V218H211ZM211 219H210V220H211ZM258 219H259V218H258ZM260 219H261V218H260ZM263 219H264V217H263ZM83 220H84V218H83ZM85 220L87 221V219H85ZM115 220H116V219H115ZM117 220L120 221V219H117ZM202 220H203V219H202ZM218 220H219V219H218ZM231 220H233V219H231ZM79 221H80V220H79ZM79 221H78V222H79ZM88 221L90 222V219H89ZM233 221H234V220H233ZM60 222H61V221H60ZM164 222H165V221H164ZM240 222H241V220H240ZM242 222H243V221H242ZM242 222H241V223H242ZM253 222H254V221H253ZM79 223H80V222H79ZM217 223H218V222H217ZM219 223H220V222H219ZM260 223H261V222H260ZM86 224L88 225L89 223H86V222L84 221V224H83V225L80 224V225H82V226H80V228H81V227L83 228L84 225H86ZM167 224H168V223H167ZM228 224H229V223H228ZM244 224H245V223H244ZM254 224H255V223H254ZM1 225H0V226H1ZM170 225L172 226V224H170ZM171 226H169V227H171ZM250 226H251V225H250ZM259 226H260V225H259ZM86 227H87V226H86ZM169 227L167 228L168 230H169ZM184 227H186V226H184ZM187 227H188V226H187ZM189 227H191V226H189ZM193 227H194V226H193ZM193 227H192V229H194ZM225 227H226V229H227L228 226H225ZM229 227H230V226H229ZM260 227L263 228V226H260ZM82 228H81V229H82ZM84 228H85V227H84ZM131 228H132V227H131ZM150 228H151V230H152V227H150ZM150 228H148V229H150ZM223 228H224V227H223ZM232 228H233V227H232ZM232 228H231V229H232ZM74 229H75V228H74ZM77 229H79V227H78V228L76 227V229H75L74 231L77 232ZM86 229H87V228H86ZM91 229H92V228H91ZM186 229H187V228H186ZM188 229H189V228H188ZM240 229H241V228H240ZM249 229H250V228H249ZM249 229H246V230H249ZM1 230H2V229H1ZM173 230H174V229H173ZM173 230H172V231H173ZM228 230H230V229H227L226 231H223V232H228ZM236 230H237V229H236ZM241 230H242V229H241ZM251 230H252V228H251ZM263 230H264V228H263ZM263 230L260 231L261 234L263 233ZM131 231H133V230H131ZM134 231H137V232H138L139 230H134ZM169 231H171V229H170ZM184 231H185V230H184ZM187 231H188V230H187ZM187 231H186V232H187ZM208 231H209V230H208ZM231 231H232V230H231ZM234 231H235V230H234ZM238 231H239V230H238ZM244 231H245V230H244ZM244 231L242 230V232H244ZM252 231H253V230H252ZM139 232H140V231H139ZM145 232H146V231H145ZM147 232H148V231H147ZM147 232H146V233H147ZM232 232H233V231H232ZM245 232H246V231H245ZM255 232H256V231H255ZM190 233H191V230H190ZM195 233H196V232H195ZM195 233L193 232V235H194ZM230 233H231V232H229V234H230ZM251 233H252V232L250 231V234H251ZM2 234H3V233H2ZM139 234H140V233H139ZM141 234H143V233H141ZM226 234H227V233H226ZM246 234H247V233H246ZM254 234L256 235L257 233H253V235H254ZM258 234H259V233H258ZM261 234H259V235H261ZM184 235H185V234H184ZM195 235H196V234H195ZM195 235H194V236H195ZM230 235H231V234H230ZM240 235H242V233H241ZM253 235L251 234V236H253ZM255 235H254V236H255ZM1 236H2V235H1ZM189 236H190V235H189ZM191 236H192V234H191ZM194 236H192V237H194ZM197 236H198V235H197ZM233 236H234V233H233ZM233 236H231V238H232ZM235 236H236V235H235ZM235 236H234V237H235ZM262 236H263V234H262ZM2 237H3V236H2ZM35 237H36V236H35ZM186 237H187V236H186ZM200 237L202 238V236H200ZM226 237H227V236H226ZM255 237H256V236H255ZM263 237H264V236H263ZM263 237H262V238H263ZM36 238H37V237H36ZM36 238H35V239H36ZM94 238H95V236H94ZM97 238H98V242H99V241H100V239H99L100 237H99L98 235H97ZM205 238H207V237H205ZM253 238H254V237H253ZM262 238H260V236H259V237L257 238L259 241L256 239V240L258 241L259 244H260V243L262 244V242L264 241V240H263L262 242H260V241L262 240ZM33 239H34V238H33ZM35 239H34V240H35ZM67 239H68V238H67ZM234 239H236V238H234ZM243 239H244V237H243ZM254 239H255V238H254ZM254 239H253L254 244H252V245H253V246H257L258 244H255L256 240H254ZM263 239H264V238H263ZM95 240H97V239H95ZM232 240H233V239H232ZM240 240H241V239H240ZM65 241H66V240H65ZM71 241H72V240H71ZM227 241H228V240H227ZM229 241H230V240H229ZM241 241H243V240H241ZM251 241H252V240H251ZM253 241H252V242H253ZM5 242H6V240H5ZM5 242H4V243H5ZM51 242H52V241H51ZM54 242H56V241H53V243H54ZM93 242H94V241H93ZM222 242H223V240H222ZM53 243H50V244H53ZM224 243H225V242H224ZM224 243H223V244H224ZM229 243L232 244V242H229ZM242 243H244V242H242ZM55 244H56V246H59V243H58V242H56ZM94 244H95V243H94ZM218 244H219V243H218ZM221 244H222V243H221ZM227 244H228V242H227ZM234 244L236 245L237 242L234 243ZM249 244H250V242H249ZM249 244H248V243H247V244L245 243V245H249ZM5 245H6V244H5ZM53 245H54V244H53ZM228 245L230 246V244H228ZM239 245H240V244H239ZM245 245H242V244H241V247H239V246H238V247H239V250H240V248H242L241 251H242L245 255H248L249 253H248V254L245 253V252L247 251V250H246L247 246H245ZM263 245H264V244H263ZM214 246H216V245H214ZM217 246H219V245H217ZM222 246H223V245H222ZM222 246H221V247H222ZM226 246H227V245H226ZM226 246H225V249H227L228 251H230V249H228L229 246H227V247H226ZM232 246H233V245H232ZM236 246H237V245H236ZM242 246H243V247H242ZM244 246H245L246 248H244ZM253 246H252V248L254 249ZM258 246H259V245H258ZM59 247H62V245L59 246ZM209 247H210V246H209ZM211 247H212V246H211ZM249 247H250V245H249ZM249 247H248L247 249H249ZM14 248H15V247H14ZM56 248H57V247H56ZM212 248H213V247H212ZM215 248H216V247H215ZM219 248H220V247H219ZM230 248H231V247H230ZM234 248H235V247H234ZM236 248H237V247H236ZM1 249H2V248H1ZM134 249H135V248H134ZM206 249H207V248H206ZM216 249H217V248H216ZM237 249H238V248H237ZM237 249H236V251H238ZM127 250H128V249H127ZM130 250H131L130 252L132 253V251H133L132 248H131ZM212 250H214V248H213ZM223 250H224V249H223ZM232 250H233V248H232ZM232 250H231V253H232ZM250 250H252L251 247H250ZM250 250H249L248 252H250ZM255 250H256V248H255ZM258 250H259V249H258ZM261 250H262V249H261ZM128 251H129V250H128ZM136 251H137V250H136ZM209 251H210V249H209ZM214 251H215V250H214ZM214 251H212V252L214 253ZM234 251H235V250H234ZM234 251H233V252H234ZM253 251H254V250H253ZM130 252H129V253H130ZM212 252H211V255H212ZM217 252H218V251H217ZM217 252H215V253H217ZM24 253H25V252H20L19 254H20L21 256H23ZM131 253H130V254H131ZM133 253H134V251H133ZM148 253H149V252H148ZM194 253H195V252H194ZM215 253H214V254H215ZM250 253H252V252H250ZM1 254H2V250H0V255H1ZM136 254H138V253H136ZM202 254H203V253H202ZM209 254H210V253H209ZM209 254H208V255H209ZM214 254H213V255H214ZM241 254H242V253H241ZM252 254H253V253H252ZM115 255H116V254H115ZM126 255H127V254H126ZM132 255H133V254H132ZM134 255H135V253H134ZM138 255H139V254H138ZM138 255H137V256H138ZM164 255H165V254H164ZM164 255H163V257H164ZM179 255H180V254H175L174 252L169 251V252L167 253V255H165L164 259H166V256H167L168 258L171 259V258H173V257H178ZM234 255L236 256L235 252H234ZM238 255H240V254H238ZM242 255H243V254H242ZM118 256H119V255L117 254L115 257H112L111 260L113 261V260H114L115 258H117ZM128 256H129V254H128ZM140 256H141V255H140ZM140 256H139V257H140ZM157 256H158V254L155 255V254H153V252H152V254H151V253L148 254L147 257H145V258L149 259V261H152V260H150V259H153V260L155 259V260H156ZM231 256H232V255H231ZM249 256H250V255H249ZM17 257H18V256H17ZM158 257H159V256H158ZM240 257H241V255H240ZM240 257H239V258H240ZM242 257H243V256H242ZM242 257H241V259H242ZM67 258H68V257H67ZM161 258H162V257H161ZM161 258H160V259H161ZM168 258H167V259H168ZM206 258H207V257H206ZM239 258H238V259H237V258L234 259L235 262H236L237 260H239V261H237L236 263H231V264H242V263H241L242 261L240 262L241 259H239ZM55 259H56V258H55ZM162 259H163V258H162ZM191 259H192V258H191ZM255 259H256V258H255ZM255 259H254V260H255ZM62 260H63V258H62ZM157 260H158V259H157ZM157 260H156V261H157ZM218 260H219V259H218ZM21 261H22V260H21ZM64 261H65V260H64ZM160 261H161V260H160ZM192 261H193V259H192ZM232 261H233V260H232ZM250 261H251V260H250ZM198 262H199V261H198ZM229 262H231V261H229ZM229 262H228V260H227V262H226V263L223 262V264H230ZM244 262H245V261H244ZM32 263H36V264H37V262H34V261H33ZM53 263H58V264H60L61 261H60V260H54ZM246 263H247V262H246ZM257 263H258V262H257ZM257 263H256V264H257ZM62 264H63V263H62ZM77 264H78V263H77ZM220 264H221V262H220ZM263 264H264V263H263Z\"/></svg>",
  "mask_w": 264,
  "mask_h": 264
}]
</instances>
